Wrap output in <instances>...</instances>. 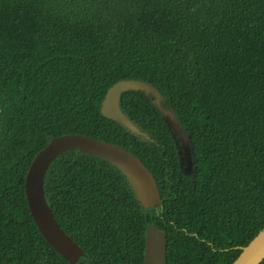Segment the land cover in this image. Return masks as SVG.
<instances>
[{
    "label": "trees",
    "instance_id": "obj_1",
    "mask_svg": "<svg viewBox=\"0 0 264 264\" xmlns=\"http://www.w3.org/2000/svg\"><path fill=\"white\" fill-rule=\"evenodd\" d=\"M125 78L152 83L176 110L190 174L142 92H124L121 106L146 135L102 115ZM0 108V264H70L25 195L33 158L66 133L131 151L162 196L145 209L108 160L57 157L45 194L87 253L77 264H141L149 224L166 232V264H230L264 228V0H0Z\"/></svg>",
    "mask_w": 264,
    "mask_h": 264
},
{
    "label": "water",
    "instance_id": "obj_2",
    "mask_svg": "<svg viewBox=\"0 0 264 264\" xmlns=\"http://www.w3.org/2000/svg\"><path fill=\"white\" fill-rule=\"evenodd\" d=\"M131 90L140 91L150 98L168 126L177 135L180 143L181 167L186 174H190L193 171L190 136L181 126L176 110L163 104L164 96L155 85L134 78L114 82L101 101L102 115L116 121L132 133L146 135V132L139 128L121 106L122 94ZM72 149L104 158L119 168L125 175L136 199L145 209L161 205L162 196L152 171L137 155L124 147L82 133H66L52 137L35 155L27 170L25 195L30 212L42 236L70 264H76L80 257H87V253L60 226L45 194V177L50 165L61 154ZM166 248V232L156 228L154 224H149L145 232L143 264H166ZM263 260L264 228L247 245L241 246V252L230 264H260Z\"/></svg>",
    "mask_w": 264,
    "mask_h": 264
},
{
    "label": "flooded vegetation",
    "instance_id": "obj_3",
    "mask_svg": "<svg viewBox=\"0 0 264 264\" xmlns=\"http://www.w3.org/2000/svg\"><path fill=\"white\" fill-rule=\"evenodd\" d=\"M144 250H145V246H144ZM144 250L142 251V253H143V259H142V263L141 264H143V261H144ZM79 261V260H78ZM78 261H77V263H78ZM76 263V264H77Z\"/></svg>",
    "mask_w": 264,
    "mask_h": 264
}]
</instances>
